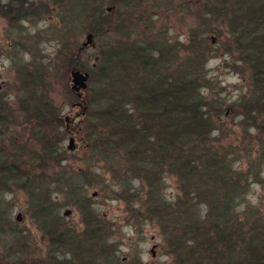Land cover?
<instances>
[{
    "label": "rangeland",
    "instance_id": "374dc122",
    "mask_svg": "<svg viewBox=\"0 0 264 264\" xmlns=\"http://www.w3.org/2000/svg\"><path fill=\"white\" fill-rule=\"evenodd\" d=\"M49 1H33L29 4V8H34L30 10L29 18L11 23L7 10L2 7L6 0H0V94L2 100H10L7 115L12 118V131L5 132L7 135L10 131L12 140L10 142V138L2 134V150L7 168L18 166L19 170H26L28 176L32 172L33 177H39V185L43 183L46 193L37 192L41 194L39 198L45 213L50 216L43 225L38 213L31 209L26 182L20 187L14 185L12 189L3 185L0 179L2 264L80 263L74 249L77 244L91 246L94 238L89 234L92 231L85 232V215L71 201L75 179L82 181L85 190L82 197L84 212L92 211L99 227L109 235L108 241L116 258L125 264H175L163 225L148 214L144 205L140 208L141 196L137 190L140 178L125 170H108L109 165L124 164V153L108 156L103 142L93 149L94 143L88 141L89 135L96 138L114 131V124L111 126L102 117L99 107L86 104L91 86L88 70L99 59L100 48L113 47L115 42L118 44L127 39L131 42L152 38L156 43L165 44L166 51L173 49L169 61L174 65L182 62L187 66L190 56H205L196 63L204 98L208 102L220 100L223 103L214 134H219L224 150L231 148L236 153L230 155L232 165L248 181L241 208L260 213L261 208L264 213V158L255 159L262 151L264 135L258 137L256 134L257 127L248 109H252V104L244 101L251 91L252 74L246 69L245 61L239 59L238 51L229 48L228 43L232 42L228 37L205 31L204 23L210 20L202 18V0H126L121 8L106 3L109 23L99 35L92 32V42L88 44H84L88 34L85 24L81 25L78 34L75 30L63 34L61 18H66L68 10L61 12L57 4ZM210 22L215 24L213 20ZM192 34H206L216 48L191 47ZM208 41L204 40V43ZM46 62L50 64L46 66L49 76L40 94L44 99L38 95L28 102L22 95L17 100L16 92L26 86L22 81L23 69L38 68ZM171 66L165 61L161 67L170 74ZM72 69L89 73L87 87L80 89L81 95L72 88ZM39 105L50 108L53 118L43 119L35 113L31 116L27 113L29 109L40 113L42 107ZM70 137H74L73 150L69 147ZM49 139L51 147L57 144L56 141L61 146L58 151L51 148L50 154H46L44 142ZM169 172L163 176L162 191L168 200H173L181 190L176 177ZM85 202L89 203L87 207ZM19 213L21 219L17 218ZM90 219L93 221L92 215ZM60 220L61 233L54 236L52 245L49 224L54 226ZM57 240L65 242L67 247L61 244L55 248ZM106 252L110 255L108 250Z\"/></svg>",
    "mask_w": 264,
    "mask_h": 264
},
{
    "label": "trees",
    "instance_id": "16d2710c",
    "mask_svg": "<svg viewBox=\"0 0 264 264\" xmlns=\"http://www.w3.org/2000/svg\"><path fill=\"white\" fill-rule=\"evenodd\" d=\"M33 1L6 0L1 5L7 10L10 22L14 23L16 19L29 18L30 10L34 9L29 8V4ZM124 1L49 2L57 4L61 12L68 10L66 18H61L63 34L71 30L78 34L81 25L85 24L88 33L97 35L109 23L106 3L121 8ZM16 3L18 6L15 7ZM44 4L48 7L47 2ZM202 8V18L215 22L211 25L206 21L205 31L228 37L232 42L228 43L229 48L238 51L239 59L245 61L246 69L252 74L251 91L244 101L252 104V109L248 108L249 115L257 127L256 134L261 137L264 135V0H202ZM204 40L208 41L206 34H192L189 43L191 47L216 48L215 44L204 43ZM172 50L166 51L165 44L156 43L152 38L131 42L127 39L98 50L99 59L88 70L91 86L86 104L99 107L102 117L111 126L114 124V131L96 138L89 135L88 141L94 143L93 149L103 142L108 156L124 153V164L109 165L108 170H125L140 178L137 189L141 196L140 208L144 205L148 214L163 225L175 264H264V213L260 207L261 213L241 208L248 181L232 165L230 155L236 153L231 148L224 150L219 134H214L223 103L220 100L208 102L204 98L196 63L205 56H190L187 66L182 62L174 65L169 61ZM165 61L172 64L170 74L161 67ZM46 66L50 64L46 62L38 68L23 69L22 81L26 86L16 92L17 100L23 95L29 102L42 93L49 76ZM40 98L43 97L40 95ZM8 102L10 100H2L0 94V179L3 185L12 189L14 185L20 187L27 183L31 209L38 213L44 225L50 216L45 213L39 198L41 194L37 192L46 193L43 183L40 186L39 177H33L32 172L28 176V172L19 170L18 166L7 168L1 136L9 129L12 131V118L7 115ZM27 113H35L43 119L53 118L50 108L44 106L40 113L30 109ZM10 131L5 135L11 142ZM56 143L51 147L52 141H45L44 153L50 154L51 148L58 151L61 143ZM261 158H264V144L255 157L258 161ZM168 171L176 177L181 190L173 200H168L162 191L163 176L168 175ZM224 172L226 175L223 176ZM70 193L72 203L85 215V232L92 231L89 234L94 238L91 246L77 244L74 249L80 262L77 264H125L113 254L109 235L99 227L92 211L84 212L82 197L85 190L81 180H73ZM60 223L61 220L54 226L49 224L52 245L54 236L61 233ZM64 243L57 240L54 246L67 247Z\"/></svg>",
    "mask_w": 264,
    "mask_h": 264
},
{
    "label": "water",
    "instance_id": "95a60500",
    "mask_svg": "<svg viewBox=\"0 0 264 264\" xmlns=\"http://www.w3.org/2000/svg\"><path fill=\"white\" fill-rule=\"evenodd\" d=\"M92 42V33H88L87 34V41L84 42V44H88ZM71 75L73 76V84H72V88L78 90V95H81L82 92H80V89H84L87 87V80L89 79V73L86 72H82L78 69H72L71 71ZM74 137H70V144L69 147L70 149L73 150L74 148ZM18 219H21V214L19 213L17 215ZM152 251H154V248L152 249ZM0 264H2L0 262Z\"/></svg>",
    "mask_w": 264,
    "mask_h": 264
}]
</instances>
